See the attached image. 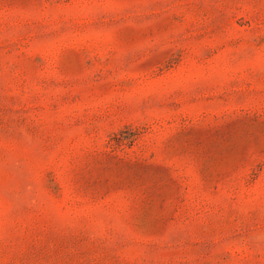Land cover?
<instances>
[{
	"label": "rangeland",
	"instance_id": "374dc122",
	"mask_svg": "<svg viewBox=\"0 0 264 264\" xmlns=\"http://www.w3.org/2000/svg\"><path fill=\"white\" fill-rule=\"evenodd\" d=\"M0 264H264V0H0Z\"/></svg>",
	"mask_w": 264,
	"mask_h": 264
}]
</instances>
